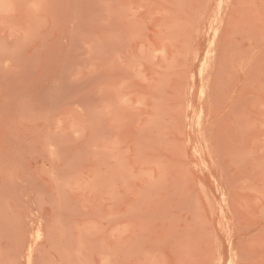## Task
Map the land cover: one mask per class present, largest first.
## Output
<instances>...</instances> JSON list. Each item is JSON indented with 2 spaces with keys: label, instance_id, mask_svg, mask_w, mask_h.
<instances>
[{
  "label": "rangeland",
  "instance_id": "1",
  "mask_svg": "<svg viewBox=\"0 0 264 264\" xmlns=\"http://www.w3.org/2000/svg\"><path fill=\"white\" fill-rule=\"evenodd\" d=\"M0 264H264V0H0Z\"/></svg>",
  "mask_w": 264,
  "mask_h": 264
},
{
  "label": "bare ground",
  "instance_id": "2",
  "mask_svg": "<svg viewBox=\"0 0 264 264\" xmlns=\"http://www.w3.org/2000/svg\"><path fill=\"white\" fill-rule=\"evenodd\" d=\"M41 235H42V234L37 233V235L35 236V240L38 241V240L40 239Z\"/></svg>",
  "mask_w": 264,
  "mask_h": 264
}]
</instances>
